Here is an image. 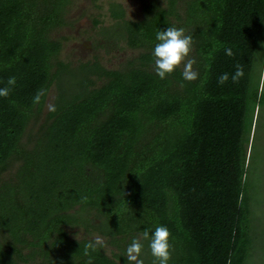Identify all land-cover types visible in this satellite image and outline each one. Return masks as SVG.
<instances>
[{"label":"trees","instance_id":"16d2710c","mask_svg":"<svg viewBox=\"0 0 264 264\" xmlns=\"http://www.w3.org/2000/svg\"><path fill=\"white\" fill-rule=\"evenodd\" d=\"M76 1L0 0V87L16 78L0 97V264H128L133 239L154 264L144 231L158 225L168 264H247L264 0H140L137 21L112 5L115 37L140 54L78 71L61 59L67 38H54ZM167 27L192 37L194 79L180 65L156 75L155 34Z\"/></svg>","mask_w":264,"mask_h":264},{"label":"rangeland","instance_id":"374dc122","mask_svg":"<svg viewBox=\"0 0 264 264\" xmlns=\"http://www.w3.org/2000/svg\"><path fill=\"white\" fill-rule=\"evenodd\" d=\"M112 5L121 6L127 20L143 18V4L140 0H77L69 11L71 26L54 33V38H67L61 54L63 61L72 63L76 68L81 63L97 58L105 68L116 70L138 57L140 51L128 48L115 37L118 29L117 21L111 16ZM96 21L100 24L96 25ZM259 43L261 51L256 58L253 74L255 78H260V91L264 95V40ZM186 61L187 58L180 66L183 67ZM62 85L67 89L71 82L66 78ZM56 96L57 89L54 87L49 94L43 118L51 111ZM250 153L247 189L251 213L247 230L255 242H252L247 264H264V104L256 113ZM82 235L83 232H80L79 236Z\"/></svg>","mask_w":264,"mask_h":264},{"label":"clouds","instance_id":"9594fccd","mask_svg":"<svg viewBox=\"0 0 264 264\" xmlns=\"http://www.w3.org/2000/svg\"><path fill=\"white\" fill-rule=\"evenodd\" d=\"M155 41L152 48V56L155 63V73L160 79H164L167 75L172 74L182 61L189 56L192 37L185 34L183 28L167 27L165 30L157 31L155 34ZM226 54L231 55V49H226ZM192 61L187 60L184 63V70L181 73L182 78L191 80L195 78V73L191 71ZM242 75L238 68L233 79ZM220 82H224L228 79L227 74L221 75ZM16 78L9 77L7 80V86L0 87V97H7L9 95L10 88L15 86ZM41 93L38 92L34 97V102H39ZM51 110H55L54 107ZM169 229L166 226L158 225L151 231L150 235L147 230L144 231V237L148 240V248L154 258V264H168L169 260ZM87 249L95 250L94 244H88L85 246ZM143 245L137 239H133L126 248L125 258L128 264H142L139 259L142 252Z\"/></svg>","mask_w":264,"mask_h":264}]
</instances>
